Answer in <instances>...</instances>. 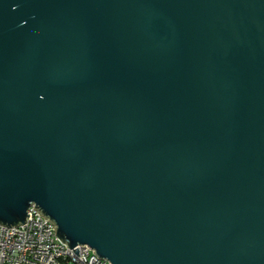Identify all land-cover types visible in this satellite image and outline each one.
<instances>
[{
  "label": "water",
  "instance_id": "1",
  "mask_svg": "<svg viewBox=\"0 0 264 264\" xmlns=\"http://www.w3.org/2000/svg\"><path fill=\"white\" fill-rule=\"evenodd\" d=\"M31 206L111 264H264V0H0V225Z\"/></svg>",
  "mask_w": 264,
  "mask_h": 264
},
{
  "label": "built area",
  "instance_id": "2",
  "mask_svg": "<svg viewBox=\"0 0 264 264\" xmlns=\"http://www.w3.org/2000/svg\"><path fill=\"white\" fill-rule=\"evenodd\" d=\"M24 224L0 225V264H111L88 245L69 248L55 234L53 224L29 207ZM78 248L79 256L73 251Z\"/></svg>",
  "mask_w": 264,
  "mask_h": 264
},
{
  "label": "rangeland",
  "instance_id": "3",
  "mask_svg": "<svg viewBox=\"0 0 264 264\" xmlns=\"http://www.w3.org/2000/svg\"><path fill=\"white\" fill-rule=\"evenodd\" d=\"M71 264H73V263H71Z\"/></svg>",
  "mask_w": 264,
  "mask_h": 264
}]
</instances>
